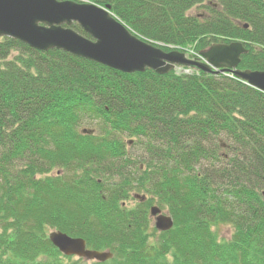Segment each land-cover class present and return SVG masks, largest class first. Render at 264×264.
<instances>
[{
	"label": "trees",
	"instance_id": "trees-1",
	"mask_svg": "<svg viewBox=\"0 0 264 264\" xmlns=\"http://www.w3.org/2000/svg\"><path fill=\"white\" fill-rule=\"evenodd\" d=\"M85 1L164 51L240 42L237 68L264 71L261 0ZM263 192L264 93L230 74H126L0 38V264H264ZM135 194L146 198L127 209ZM152 205L169 231L151 225ZM51 231L112 258L65 256Z\"/></svg>",
	"mask_w": 264,
	"mask_h": 264
},
{
	"label": "water",
	"instance_id": "water-1",
	"mask_svg": "<svg viewBox=\"0 0 264 264\" xmlns=\"http://www.w3.org/2000/svg\"><path fill=\"white\" fill-rule=\"evenodd\" d=\"M264 4V0H261ZM76 23L89 37L74 30ZM246 28V26H245ZM15 39L41 52L63 51L121 73L154 71L166 75L175 67L194 68L203 73H229L246 85L264 93V71H241L240 57L248 51L240 42L214 44L200 52V58L188 59L179 51H164L141 40L116 19L110 8L91 3L66 0H0V38ZM83 134L92 132L83 130ZM264 198V192L262 193ZM143 201L144 196L135 195ZM149 217L158 232L169 231L172 218L157 206L149 209ZM50 243L63 255L87 261L105 262L112 258L109 251L86 248L80 238H71L58 231L48 234Z\"/></svg>",
	"mask_w": 264,
	"mask_h": 264
},
{
	"label": "rangeland",
	"instance_id": "rangeland-1",
	"mask_svg": "<svg viewBox=\"0 0 264 264\" xmlns=\"http://www.w3.org/2000/svg\"><path fill=\"white\" fill-rule=\"evenodd\" d=\"M62 1H66V0H62ZM70 1H72V0H70ZM76 3H89V2L83 0V1H77ZM205 12H206V11L203 10V9H201V8H199V9H198V8H195V9H192V10H191L190 12H188V13H189V15L199 16V15H202L203 13H205ZM130 31H131V30H130ZM131 32H132V31H131ZM132 33H133V32H132ZM162 47H163V46H162ZM171 50H176V51H179V52L185 53V54H186V57H187L188 59H191V60H192L195 56H197V55H193V52H192L190 49L182 51V50H179V49L171 48ZM175 71H176L177 73H180V70H179V69H176ZM125 140H126V139H125ZM130 141H131V140H130ZM130 145H131V143H130ZM139 151H140V150H139L137 147H131V146H130L129 152L134 153L133 155H137V153H139ZM221 151H222L223 153H226L227 150H226L225 148H223V149H221ZM138 195H142V194H138ZM147 198H148V197H147ZM137 203H138V201H137L136 199H134L133 196H131V198L125 202L127 209L134 208V207L137 205ZM161 210H162L163 213H168L166 210H163V209H161ZM151 225L153 226V221H151ZM150 231H151V230H150ZM216 231H217L218 237L221 238V239H229L230 236H231V234H232V229H231L229 226H226V225H220V226H218V227L216 228ZM152 240H154V238H153Z\"/></svg>",
	"mask_w": 264,
	"mask_h": 264
}]
</instances>
